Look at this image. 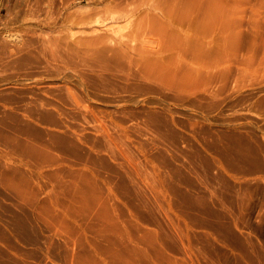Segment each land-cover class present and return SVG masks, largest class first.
Segmentation results:
<instances>
[{"label": "rangeland", "instance_id": "374dc122", "mask_svg": "<svg viewBox=\"0 0 264 264\" xmlns=\"http://www.w3.org/2000/svg\"><path fill=\"white\" fill-rule=\"evenodd\" d=\"M262 157L264 0H0V264H264Z\"/></svg>", "mask_w": 264, "mask_h": 264}, {"label": "bare ground", "instance_id": "6f19581e", "mask_svg": "<svg viewBox=\"0 0 264 264\" xmlns=\"http://www.w3.org/2000/svg\"><path fill=\"white\" fill-rule=\"evenodd\" d=\"M61 85H62V84H61ZM61 89H62V88H61ZM57 91H58V90H57ZM66 91H67V90H65V92H66ZM54 92H55V91H54ZM65 92H64V93H65ZM52 94H53V92H52ZM61 95H62V94H61ZM89 95H90V94H89ZM64 96H65V95H64ZM66 96H67V95H66ZM92 97H93V96H92ZM60 98H61V97L59 96L58 100H59ZM61 99H62V98H61ZM61 99H60V100H61ZM66 99H67V98H66ZM50 100H51V99H50ZM52 100H54V99H52ZM60 100H59V101H60ZM64 100H65V99H64ZM64 100H63V101H64ZM61 101H62V100H61ZM45 102H46V101H45ZM65 102H67V101H65ZM42 103H43V102H42ZM46 103H48V102H46ZM50 103H51V102H50ZM67 103H68V102H67ZM40 104H41V103H40ZM53 104H55V103H53ZM50 105H51V104H50ZM64 105H66V104H64ZM76 105H77V104H76ZM52 106H53V105H52ZM54 106H55V105H54ZM58 106H59V105H58ZM58 106H57V107H58ZM78 106H79V105H78ZM82 106H83V105H82ZM84 106H85V105H84ZM54 108H56V107H54ZM60 108H62V107H60ZM79 108H80V106H79ZM85 108H86V107H85ZM62 109H63V108H62ZM86 110H88V109H86ZM79 111H80V110H79ZM83 111H85V110H83ZM60 113L62 114V112H60ZM80 113H81V112H80ZM83 113H84V112H83ZM64 114H65V113H64ZM81 114H82V113H81ZM81 116H82V115H81ZM62 117H63V116H62ZM81 129H82V128H81ZM81 129H80V130H81ZM241 129H242V128H241ZM191 132H192V131H191ZM248 135H249V134H248ZM83 136H84V135H83ZM79 138H80V136H79ZM81 138H82V137H81ZM237 144H238V143H237ZM204 145H205V144H204ZM238 147H239V146H238ZM204 148L207 149V146L204 147ZM208 148H210V147H208ZM239 148H240V147H239ZM230 149H232V148H230ZM245 149H246V148H245ZM220 150H221V149H220ZM220 150H219V151H220ZM212 151H213V150H212ZM226 151H227V150H226ZM239 151H240V150H239ZM232 152H233V151H232ZM235 152H237V151L235 150ZM211 153H212V152H211ZM213 153H216V151H213ZM238 153H239V152H238ZM218 155H219V154H218ZM218 155H216V156L218 157ZM220 155H221V154H220ZM221 156H222V155H221ZM223 156H226V154H224ZM230 156H231V155H230ZM234 156H235V155H234ZM208 157H209V156H208ZM237 157H238V156H237ZM242 157H243V156H242ZM204 158H205V157H204ZM211 158H212V157H211ZM220 158H221V157H220ZM262 158H264V157H262ZM221 159H222V158H221ZM224 159H225V157H224ZM226 159H227V158H226ZM226 159H225V161H226ZM229 159H230V158H229ZM79 160H80V159H79ZM213 160H215V159L213 158ZM219 161H220V160H219ZM227 161H228V160H227ZM214 162H216V165H219V164H217V161H214ZM214 162H213V163H214ZM261 162H262V161H261ZM76 163H77V162H76ZM192 163H193V162H192ZM223 164H224V163H221L222 166H223ZM227 164H228V163H227ZM262 164H264V163H262ZM221 165H220V166H221ZM93 167H94V166H93ZM8 168H9V167H8ZM216 168H218V167H216ZM219 168H220V167H219ZM175 169H176V168H175ZM175 169H174V170H175ZM191 169H193V168H191ZM194 169H195V168H194ZM220 169H221V168H220ZM0 170H1V169H0ZM172 170H173V169H172ZM226 170H227V169H226ZM259 170H260V169H259ZM4 171H5V170H4ZM183 171H184V169H183ZM189 171H190V170H189ZM194 171H195V170H194ZM228 171H229V170H228ZM190 172H191V171H190ZM195 172H197V171H195ZM0 173H1V172H0ZM2 173H3V172H2ZM165 173H166V172H165ZM193 173H194V172H193ZM178 174H179V173H178ZM4 175H5V174H4ZM181 175H182V174H181ZM181 175H180V176H181ZM170 177L172 178V176H170ZM178 177H179V176H178ZM200 178H201V177H200ZM173 179H174V178H173ZM178 181H179V180H178ZM163 185H165V183H164ZM173 185H174V184H173ZM204 185H205V184H204ZM171 186H172V185H171ZM169 187H170V186H169ZM172 191H173V189H172ZM180 191H181V190H180ZM168 193H169V192H168ZM174 193H175V192H174ZM174 193H172V194H174ZM178 193H179V192H178ZM178 193H177V195H178ZM183 193H184V191H183ZM179 195H180V194H179ZM185 195H186V194H185ZM190 195H191V194H190ZM183 196H184V194H183ZM187 196H188V195H187ZM178 197H180V196H178ZM186 198H187V197H186ZM197 198H198V197H197ZM183 199H184V198H183ZM193 199H195V198H193ZM193 199H192V201H193ZM181 200H182V198H181ZM192 201H191V202H192ZM191 202H188V203H191ZM202 202H203V201H202ZM193 203H194V201H193ZM195 203H196V202H195ZM197 203H198V201H197ZM177 204H178V203H177ZM177 204H176V205H177ZM200 204H202V203H200ZM178 205H179V204H178ZM183 205H184V204H183ZM190 205H192V204H190ZM172 206H173V205H172ZM196 206H197V205H196ZM177 207H178V206H177ZM179 207H180V206H179ZM181 207H182V206H181ZM191 207H192V206H191ZM208 207H209V206H208ZM217 207H218V206H217ZM175 208H176V207H175ZM218 208H219V207H218ZM192 210H193V209H192ZM207 211H208V210H207ZM214 211H215V210H214ZM216 211H217V209H216ZM204 212H205V211H204ZM204 212H203V213H204ZM209 215H210V214H209ZM211 215H212V214H211ZM212 216H213V215H212ZM202 217H203V216H202ZM212 218H213V217H212ZM157 227H158V226H157ZM157 227H156V228H157ZM143 232H144V231H143ZM150 232H152V231H150ZM153 232H154V231H153ZM138 233H139V232H138ZM147 233H148V232H147ZM134 236H135V235H134ZM137 237H138V236H137ZM164 237H165V236H164ZM124 238H125V237H124ZM126 238H128V236H127ZM133 238H134V237H133ZM139 239H141V238H139ZM143 239H145V238H143ZM141 241H142V240H141ZM132 242H134V241H132ZM143 242H146V240H145V241H142V243H143ZM129 243H130V242H129ZM137 243H138V242H137ZM146 243H148V242H146ZM124 244H125V243H124ZM143 244H144V243H143ZM143 244H142V245H143ZM130 245H131V244H130ZM134 245H135V244H134ZM114 246H115V245H114ZM119 246H120V245H119ZM121 246H122V245H121ZM125 246H126V245H125ZM143 246H144V245H143ZM122 247H123V246H122ZM122 247H121V249H122ZM126 247H127V246H126ZM132 247H133V246H132ZM145 247H146V246H145ZM155 247H156V246H155ZM170 247H171V246H170ZM117 248H118V247H117ZM137 248H139V247H137ZM131 249H132V248H131ZM159 249H160V248H159ZM159 249H158L157 251H160V250H161V249H160V250H159ZM117 250H118V249H117ZM127 250H128V249H127ZM138 250H139V249H136V251H135V249H134L135 252H134V251H133V252H132V251H131V252H128V251H127L128 253H126V251H125L124 254H123V253H120L121 256L118 255V254H115V253H113V252H112V255L109 254V252H108V253H105V256H103L104 253H103V250H102L101 253H103V255L100 254V255H99V258L101 259V261H102L101 263H103V264H116L115 260H117L118 258H121V257H122L121 259H123V257H124V258L127 257V259H128V261H127V262L125 261V263L119 262V263H121V264H136V263L138 264L137 261H141L140 258H142V259L145 258V259H146V260L144 259L145 262H146V261H149V262H150L149 259H152V256H151V255H153L152 252L150 253V257H148V255H147V251H146V250H141V251L139 250L140 252H138ZM149 251H150V250H149ZM168 251H169V250H168ZM171 251H172V250H171ZM171 251H170V252H171ZM99 252H100V251H99ZM99 252H97V255H98ZM105 252H107V251H105ZM116 253H117V252H116ZM125 253H126L127 255H126ZM158 253H160V252H158ZM158 253H155V254H158ZM162 253H163V251H162ZM164 253H165V252H164ZM164 253H163V254H164ZM107 254H108V255H107ZM114 254H115V255H114ZM155 254H154V255H155ZM125 255H126V256H125ZM145 255H147V256H145ZM110 256H111V257H110ZM158 256H159V255H158ZM161 256H162V255H161ZM161 256H160V257H161ZM167 256H168V255H167ZM146 257H148L149 259H147ZM156 257H157V255H156ZM156 257H155V258H156ZM164 258H165V257H162L161 259H164ZM166 258H167V257H166ZM166 258H165V259H166ZM165 259H164V260H165ZM123 260H124V259H123ZM123 260H118V261H123ZM152 260H153V259H152ZM156 260H157V262H158V258H156ZM168 260H169V259H168ZM118 261H117V262H118ZM131 261H132L133 263H132ZM153 261H155V260H153ZM162 261H163V260H160V262H162ZM173 261H174V260H173ZM173 261H172V263H174ZM176 261H177V260H176ZM99 262H100V261H99ZM128 262H131V263H128ZM141 262H142V261H141ZM169 262H170V260L168 261V263H169ZM139 263H140V262H139ZM150 263H152V262H150ZM150 263L147 262L146 264H150ZM162 263H163V262H162ZM164 263H165V262H164ZM182 263H183V262H182ZM143 264H145V263H143ZM157 264H158V263H157ZM175 264H176V263H175ZM180 264H181V263H180Z\"/></svg>", "mask_w": 264, "mask_h": 264}]
</instances>
